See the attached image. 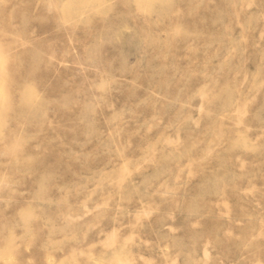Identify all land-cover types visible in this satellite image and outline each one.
<instances>
[{"label": "rangeland", "instance_id": "374dc122", "mask_svg": "<svg viewBox=\"0 0 264 264\" xmlns=\"http://www.w3.org/2000/svg\"><path fill=\"white\" fill-rule=\"evenodd\" d=\"M0 264H264V0H0Z\"/></svg>", "mask_w": 264, "mask_h": 264}, {"label": "bare ground", "instance_id": "6f19581e", "mask_svg": "<svg viewBox=\"0 0 264 264\" xmlns=\"http://www.w3.org/2000/svg\"><path fill=\"white\" fill-rule=\"evenodd\" d=\"M9 93V92H8ZM6 96V95H5Z\"/></svg>", "mask_w": 264, "mask_h": 264}]
</instances>
